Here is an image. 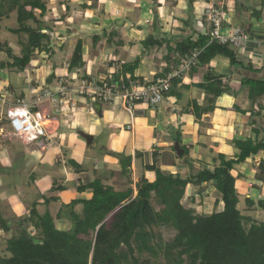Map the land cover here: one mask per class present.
<instances>
[{
	"label": "crops",
	"instance_id": "obj_1",
	"mask_svg": "<svg viewBox=\"0 0 264 264\" xmlns=\"http://www.w3.org/2000/svg\"><path fill=\"white\" fill-rule=\"evenodd\" d=\"M126 1V6H119L122 9L121 20L116 21L111 30L105 29L110 34L112 44H105L108 41L105 39L100 41L97 46L88 47L86 42L83 58L85 67L79 74L68 73L67 71L66 63L72 55L69 52L63 62L66 64L65 67H60L58 65L60 62L57 64L55 61L53 63V61L41 59L37 63L35 59L24 72L18 74L20 78H24L25 84H28V87L23 88L22 92L17 93L18 91H15L14 94L13 87L6 85V80H0V217L3 219V222L0 221L1 242L4 241L7 244L8 240L14 236L13 233L16 232L4 215L22 208L21 201L17 200L14 194L22 191L24 184L32 190L33 196L34 193H37L38 197L49 194L48 201L49 199L51 201L47 203V200L43 201L37 197H32L31 204H26L27 210L31 211V208L36 207L40 215L47 212L52 215L53 212L48 211L50 210L48 207L54 205L56 208L57 206V214L56 216L53 215L56 226L65 231L72 230L74 226L73 212L80 217H83L84 213L83 204L68 205L73 200H86L92 195V190L80 192L78 190L80 186L87 185L92 181H100L103 185L110 186L118 192H126L135 186L134 183L129 184L128 179L123 175L121 161L124 158L126 162L131 163V176L141 177L143 175L146 158H140L136 154L138 151L146 153L153 149L148 150L138 145V137L142 130H145L149 136L155 134L157 129L161 131L156 133L163 142L164 153L166 151L169 153L171 146L174 145L172 133L181 131L183 145H193L194 158L192 154L191 157L195 162L196 170L200 167L198 162L203 164L210 162L212 167L211 159L219 153L226 155L229 159L235 158L240 153L235 141L248 138L255 140L257 139L256 129L264 128V96L254 103L250 98V88L243 85L245 79L264 80V8L261 6L262 0H239L243 5L241 10H238L234 0H196L193 15L196 19L195 26L191 22L192 17L190 16V20L188 19V6L179 4L180 0L178 2L177 0H161L163 3L157 9L153 8L152 0H143L136 2V4L130 0H120L119 2L125 4ZM166 3H170L171 6H166ZM210 6L222 11L229 24L234 26L248 25L250 27L251 32H253L252 40L239 52L242 61L246 65L251 62L252 68L232 69L230 60L222 56H217L210 64L204 66L196 67V62L192 64L195 66L193 70H191V65L183 73L177 88L175 85V94L173 96L169 94L155 112L151 108L138 105L132 113L125 108L122 100L117 98L112 103H108L107 105L111 108L105 110L102 108L103 103L97 101L101 103L100 111L97 112L95 106L97 102L91 101L87 97L82 98L74 95L76 86L83 81L85 75L94 79L91 81L111 77L112 73L117 71H119L120 76L123 75L122 65L133 61L132 58L141 50L145 56L136 70V76L142 81H152L164 71L163 64L166 61L167 51L162 48L155 54H152L151 51L150 53L145 52L141 41L146 38L148 33L156 34L160 30L179 36L185 29L184 35L191 36L194 32L193 29L202 30L204 28L202 22L203 19L208 20L205 11ZM92 7L93 11L98 8L94 7L93 2ZM256 10L261 11V13H256ZM170 13L173 15L171 19L167 17ZM183 13H186L187 19ZM138 14L148 17L147 22L153 21L154 23L151 25L144 23L146 24L144 25L136 19ZM55 15L60 19L57 13ZM86 16L90 15L84 14V20L81 21L74 18L78 22V25L75 26L73 23L71 24V21L75 22L73 19H70V23L60 20L67 25L68 35L73 30L70 26L75 27L71 36L75 35V32L79 35L89 32L87 38L97 32L104 34V30H95L92 34V31L87 29L89 27H85L88 18H90ZM174 18L178 20L175 21ZM183 19L189 21L188 27L180 21ZM122 28L124 31H121ZM60 32V34H64L63 31ZM55 34L59 33L55 32ZM79 38H83V35ZM118 41H122L123 45H116ZM99 47L104 49H100L97 53L90 51L91 48L95 50ZM173 58L179 59L177 56H173ZM112 60L114 62L110 66ZM207 72L222 76L229 90L218 98L214 112L204 114L198 119L196 115L189 114V110L195 102H198L201 107L206 104L205 90L200 85L204 82ZM3 73L6 74V70L0 68V74ZM64 77H68V79L65 80ZM61 78L65 80L63 83ZM53 81L57 83L58 88L56 85L54 86ZM63 86L68 88L69 96L66 98L70 101L67 104L66 98L61 97L63 101L61 105L65 107L63 108L64 111L61 110V105L55 106V108L49 106L50 109H45L44 100L40 101L38 94L46 89L59 92ZM23 105H27L34 112L41 111L47 114L49 117L48 125L53 122L56 123L55 129L50 128L51 130H48L55 140L52 146L43 149L25 137H13L11 131H5V117L8 116L9 120L10 112ZM5 109H7L6 112ZM165 112L169 116L162 121L166 117ZM70 124H80L84 129L97 127L99 128L98 134L103 128L112 130L113 133L107 145L101 148L104 153L102 159L94 158L92 160L83 153L86 141L74 135L76 133L75 128L74 126L70 127ZM164 130H167V134L164 133ZM263 136L264 133L262 132L260 137ZM11 140H13L12 143H10ZM144 141L146 140L144 139ZM262 159L263 154L260 153L239 167L240 175L243 178L237 183L238 188L246 194V197L250 199L249 203L253 205L264 200V184L254 179ZM179 161L177 160L174 166L170 165L171 162L164 163L162 170L165 172V170L179 168L178 173L180 175L185 173L186 175L182 176H188V167L180 165ZM244 182H249V187L244 188L242 185ZM136 193L135 190L134 195ZM250 194L256 199L254 200ZM45 204H47V211ZM60 211L61 216H58ZM4 222L9 230L4 229Z\"/></svg>",
	"mask_w": 264,
	"mask_h": 264
},
{
	"label": "trees",
	"instance_id": "obj_2",
	"mask_svg": "<svg viewBox=\"0 0 264 264\" xmlns=\"http://www.w3.org/2000/svg\"><path fill=\"white\" fill-rule=\"evenodd\" d=\"M96 1L102 7L106 3L104 0ZM186 1L187 11L195 26L196 19L193 15L196 0ZM234 1L238 10H241L243 5L240 1ZM72 2L59 0L57 5L61 13L60 19L69 23L74 8ZM152 2L153 8L160 6L159 0ZM261 6L264 8V0L261 1ZM76 8L90 14L93 11L92 0H83ZM49 11L48 0H0V33L2 20L10 18L16 12L19 26L11 29V32L18 37L21 46L18 55L14 53L8 41H0V53H6L8 56L7 60L0 61V68L22 73L37 56L43 53L53 56L51 41L54 32L44 19ZM256 13L261 11L256 10ZM180 21L186 27L189 26L188 20ZM72 23L74 22L71 21ZM202 25L205 31L204 28L193 29L191 36L184 35L185 29L179 36L162 30L156 34L148 33L141 44L145 52L151 51L152 54L165 48L167 56L163 72L166 75L179 72L183 60L192 57L196 52H200L196 67L210 64L214 58L222 56L230 60L232 69L252 68L251 62L246 65L240 52L231 44H221L212 39L210 32L213 25L209 20L203 19ZM239 27L253 37L248 25ZM71 34L73 30L70 36ZM91 37L94 46L105 39L110 44L113 42L107 31L104 35L94 33ZM116 45L121 46L123 42L118 41ZM84 46L85 39L79 38L67 64L68 73L79 74L85 67ZM143 56L144 52L135 60L123 64V75L120 76L117 71L112 73L111 77L96 80L97 83L115 82L120 85L121 90L123 86L130 88L132 81L143 83L144 81L136 76ZM173 56L179 59L175 60ZM113 62L112 60L110 66ZM195 66L192 65L191 70ZM159 76L162 75L157 77ZM181 77L171 79L172 89L166 93L165 98L169 94H175ZM83 80L94 79L85 75ZM243 85L250 88V98L254 103L264 96V80L245 79ZM200 87L205 90L206 104L201 107L195 102L189 110V114L196 115L198 119L204 114L214 112L218 98L229 90L223 77L211 72H207ZM95 106L99 112L101 103L97 102ZM255 132V140L248 138L235 141L240 151L235 158L229 159L219 153L211 159L212 167L210 162L203 164L196 161L200 164L197 171L195 162L190 157L193 145H183L181 131L172 133L174 142L178 141L184 150V154L177 159L188 166V176L183 177L179 173L168 174L161 169L160 165L164 162L162 148L155 146L151 152L146 153L138 151V157L145 159L149 156L151 161L147 163L146 158L143 175L135 184L136 189L131 187L126 192H118L100 181L80 186V192L92 190V195L86 200H73L68 205H84L83 217L72 213L75 223L70 231L58 229L55 218L49 212L40 215L34 207L28 218L30 220L21 221L22 226L33 225V228L30 227L29 232H22L8 240L6 251L11 255L0 258V264H264V200L255 204L257 211L263 212L262 217L245 215L240 205L243 201L249 203L250 199L246 198V194L237 186L238 178L242 177L239 167L260 153L263 154V159L254 179L264 184V136L260 137L264 128L256 129ZM121 162L122 173L132 185L131 163L126 162L124 158ZM170 165L174 166V161ZM193 189L197 190L202 198L208 197L212 189L217 193L218 197L211 213L199 214L183 203L187 197L194 200ZM153 200L162 207L160 211L153 204ZM220 206H223V209L218 210ZM58 216H61V211ZM2 220L0 217V221ZM3 224L4 229L9 230L5 222ZM163 230L173 233L172 238L167 240Z\"/></svg>",
	"mask_w": 264,
	"mask_h": 264
},
{
	"label": "rangeland",
	"instance_id": "obj_3",
	"mask_svg": "<svg viewBox=\"0 0 264 264\" xmlns=\"http://www.w3.org/2000/svg\"><path fill=\"white\" fill-rule=\"evenodd\" d=\"M48 1H49L50 11L47 13V15H46V17L44 19L47 21V23L49 24V26L51 27V29L54 32V35H53L54 38L51 41V46H52L51 48L54 50V52H53L54 54L52 56L50 54L43 53V54L37 56L35 59L37 60L36 61L37 63L40 62L41 59L42 60L44 59L45 61L47 59V60L53 61V63L60 62V64H58V63L57 64L60 67H65V65L68 64L70 59L67 61L66 64H64L63 62L66 60V57H67V55H69V52H70V54L73 53L74 47L77 44V41L79 40V37L81 35H83V39H86L85 40V45H86V42H87L88 43V47H92L93 46V40L91 39L92 38L91 36H90L91 38L90 37L87 38V35L89 34V32L88 33L85 32L84 34H80V35L75 32L74 33L75 35H73V36L68 35L67 34V25L64 24L62 22V20H60L58 18V16L55 15L56 11H57V13H60L58 11V6H57L58 3H59V0H48ZM72 1H73L72 2V6L74 8L71 11L72 12L71 13V19H73L75 21L73 23L74 26H75V25H78V22L74 18L80 19V21L84 20L83 16L86 13L83 12V11H79L76 8V6L83 0H72ZM104 1H106V4L102 7L95 0H92V2L94 4V7H98V8H97L96 11L94 10V11L90 12V14H89L90 16H86V17H90V18H88L90 21L88 20L86 22L87 26H85V27H89L87 29H90L89 31L90 32L92 31V34H93V31H95V30H102V31L103 30L105 31V29L111 30L112 29L111 28L112 25L115 24L116 21L121 20L120 17H121V14H122V9L119 6H124V5L126 6L127 5V1H126L125 4H123L124 2H119L120 0H104ZM130 1L133 2L134 4H136V2H141L143 0H130ZM177 2H178V0H177ZM162 3L163 2H161L159 0L158 4L160 6L162 5ZM178 3L179 4H183V5L186 4V6L188 5L186 0H180ZM96 4H98V5H96ZM166 6L169 7L171 5H170V3H166ZM58 15H59V17H61V13L58 14ZM183 15L186 16V19H187L186 13H183ZM172 16L173 15L170 13V14H168L167 17L171 19ZM198 17H201V16L198 15ZM189 18H190V14H188V19ZM136 19L138 21H141V23H143V24L146 23L147 25H151V24L154 23L153 21H151V23H150V21L147 22V20H149L148 17H146V16L144 17V15L141 16V14H138V18H136ZM153 20H154V18H153ZM81 23H83V22H81ZM146 24H144V25H146ZM1 25H2V31L0 33V41L1 42L8 41L10 46H11V48L14 50V53L19 55L20 51H21V46H19V39H18V37L15 34H13L11 32V29H16L19 26L18 22H17V13L16 12L13 13L10 18H4L2 20V22H1ZM70 27L73 28V31H75V27H72V26H70ZM60 31H63L64 34H60L61 33ZM121 31H124V28H122ZM121 31H120V33L122 34ZM55 32L59 33V34H55ZM97 33H99V32H97ZM100 33H101V35H104L102 32H100ZM109 36H110V34H109ZM107 43H108V41L105 42V44H107ZM84 49H85V46H84ZM100 49H104V48L103 47H101V48L99 47L98 49H95V50H94V48H91L90 51L97 53ZM140 54H143L142 50L140 52H137L136 56H134L132 59L133 60L136 59V57H138ZM7 58H8V56H7L6 53H0V61L1 60H7ZM4 70H6V74L8 76L6 74H4V73L0 74V80H3V81L6 80L7 81L6 85L8 84L11 87H13L12 91L14 92V94H15V91H18L17 93H19V92H22L23 88L28 87V84H25L24 78L23 77L20 78V76L18 75L19 73L15 72V71H11L8 68L7 69L5 68ZM64 78H65V80L68 79V77H64ZM97 81H100V80H97ZM53 84H54V86L56 85V87L58 88V85H57L56 82H54ZM80 84H78V85H80ZM9 97H12V96H9ZM43 103H44L43 106H44L45 109H50L49 106H53L47 100H44ZM54 108H55V106H54ZM60 108H61L62 111H64L63 108H65V107L61 105ZM102 108L105 110V109L111 108V107H109L107 104H102ZM151 109H152V111L154 110V112H155L156 110L159 109V107L157 106V108L154 107V108H151ZM6 110L7 109H5L4 111L6 112ZM47 112H48V110H47ZM164 115L166 117H164V119L162 121H164L166 118H168L167 116H169L167 114V112H165ZM164 115H162V116H164ZM63 116L65 117V114ZM4 120H5L4 121L5 131L6 132L12 131L11 125H10V121L8 120V116H6ZM49 125H48V130L50 128H53V129L56 128V123L55 122H53V123H51ZM69 126L70 127L74 126L75 131H76V133L74 135L76 137H79L83 141H84V138L81 136V133L84 132V131H86L88 134H91V135L95 136V140H94L92 146H88L86 142H85L86 145L84 144L85 148H83V149L85 151L83 153L86 154L87 157H89L92 160H94V158L102 159L104 157V153L101 150V148L103 146L107 145V143L110 140L111 135L113 133L112 130H110L109 128H103L101 133L98 134L97 131H98L99 128H97V127L84 129V127H81L80 124H77V125L76 124L75 125L70 124ZM164 131H165L164 133L167 134V130H164ZM156 132L158 133V132H161V131L159 129H157ZM58 138H60V137L58 136ZM144 139L146 141H144ZM12 141L13 140H11L10 143H12ZM175 144H176V142H174V145L171 146V148L173 147V149H171L169 153L167 151L164 153V155H163L164 162L162 163V166L160 165L161 169L164 168V166H163V165H165L164 163H170V162L173 163V161H174V163H176L177 160H179V159H177L179 155L178 154L176 155V152H175V149H174ZM138 145L139 146L141 145L142 147H145V148H147L149 150V149H153V147H155V146H158V147L162 148L163 142H162V140L159 139L158 134H157V136H155V134L153 133L151 136H149L147 134V132H145V130H142L141 131V135L138 137ZM191 154L193 156V152H191ZM190 157H191V155H190ZM146 158L148 159L149 156L146 157ZM193 158H194V156H193ZM150 161L151 160L148 159L146 162L148 163ZM179 163H180V165L187 166L186 164L181 162V160L179 161ZM196 170H198V168ZM179 171H180L179 168L178 169L177 168H172V170H165V173H178ZM19 173H21V172H19ZM134 174H135V172H134ZM182 175L185 176L186 174L182 173ZM241 178H243V177H239L238 178V182H240ZM130 179H133L132 181H133V183L135 185V183H137V181H139L140 176H138V177L136 175L135 176H131ZM128 183L130 184V182H128ZM248 183L249 182H244L242 184V185H244V188L249 187ZM27 186L28 185H26V184L22 185V191L16 192L14 194L16 199L21 201V207L22 208H19V210H17V211L9 212L8 215L5 213L6 215H4L7 218V221L9 220V224H11L12 229H14L16 231V232L13 233L14 236L18 235V234H20L22 232L27 233V232H29V228L30 227L33 228V225H31L29 227L27 224H25L24 226H22V224H21L22 223L21 221H23L25 219L30 220L28 218L31 216L30 214H31L32 210L28 211L27 207H26V204H28V203L31 204L32 197H37L40 200H43V201L47 200L48 201L49 194H44L43 196L38 197V194L34 193V196H33V194L31 193L32 190H30ZM237 186H238V184H237ZM239 187H240V184H239ZM133 188H136V187L133 186ZM193 191H194L193 192L194 193V200L192 201L191 198L187 197V198L184 199L183 203L187 207L195 209L196 212L199 213V214H209V213H211V211L213 210V207H214V201L218 197L217 193L212 189L208 197L202 198L201 196L198 195L197 190H193ZM250 195L252 196V194H250ZM252 198H254V200L256 199L253 196H252ZM153 204L155 205V207L157 208L158 211H160L162 209V207H160L159 203H157L155 200H153ZM45 207H46V211H47V204H45ZM48 208H50V210H48V211L53 212L52 213V217L54 218V216H56V214H57L58 207L56 206V208H55L54 205H51ZM256 208H258V207H256L252 203L251 204L250 203H246L245 201H243L241 203V205H240V209H241L242 213H244L245 215H248V216L250 215V216H254V217H262L263 216V212L261 210L257 211ZM31 209H33V208H31ZM221 209H223V206L218 207V210H221ZM163 233H164V236H165V238L167 240L172 238V236H173V233H169L166 230H163ZM6 248H7L6 242H4V241L1 242L0 241V258L10 257L11 254L6 251Z\"/></svg>",
	"mask_w": 264,
	"mask_h": 264
},
{
	"label": "built area",
	"instance_id": "obj_4",
	"mask_svg": "<svg viewBox=\"0 0 264 264\" xmlns=\"http://www.w3.org/2000/svg\"><path fill=\"white\" fill-rule=\"evenodd\" d=\"M205 16L213 25L211 36L213 40H218L221 44H231L238 51L245 48L252 40L250 34L244 32L241 27L229 24L225 15L218 8L210 6L205 11ZM200 52H196L192 57L183 60V65L179 72L166 75L161 72L159 77L152 81L131 82L130 88L123 86V90L118 83L83 80L80 85L76 86L74 95L77 97H87L91 101L101 102L103 104L112 103L121 99L125 108L130 112L138 105L147 108L157 107L164 100L166 93L172 89L171 79L182 76L192 64L197 62ZM62 80V79H61ZM63 79L61 82L63 83ZM68 88L63 86L59 92L50 89L42 90L38 94L40 101L47 100L53 106L63 103L61 97H68ZM68 104L70 101L65 99ZM9 121L11 125V135L13 137H25L31 143L40 145L43 149L52 146L55 142L53 136L48 132L47 126L49 117L41 111H32L27 105L16 108L10 112Z\"/></svg>",
	"mask_w": 264,
	"mask_h": 264
},
{
	"label": "water",
	"instance_id": "obj_5",
	"mask_svg": "<svg viewBox=\"0 0 264 264\" xmlns=\"http://www.w3.org/2000/svg\"><path fill=\"white\" fill-rule=\"evenodd\" d=\"M81 136L84 138L88 146H91L94 140V136L85 132L81 133ZM175 150L179 156L184 154V150L181 148L180 143L177 141L175 144Z\"/></svg>",
	"mask_w": 264,
	"mask_h": 264
}]
</instances>
